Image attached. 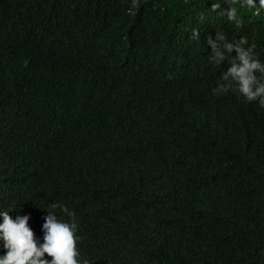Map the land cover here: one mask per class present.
<instances>
[{
  "label": "trees",
  "instance_id": "obj_1",
  "mask_svg": "<svg viewBox=\"0 0 264 264\" xmlns=\"http://www.w3.org/2000/svg\"><path fill=\"white\" fill-rule=\"evenodd\" d=\"M209 38L264 62V2L0 0V210L88 264H264V107Z\"/></svg>",
  "mask_w": 264,
  "mask_h": 264
},
{
  "label": "clouds",
  "instance_id": "obj_2",
  "mask_svg": "<svg viewBox=\"0 0 264 264\" xmlns=\"http://www.w3.org/2000/svg\"><path fill=\"white\" fill-rule=\"evenodd\" d=\"M264 2V0H261ZM253 0H249L251 5ZM194 38H198L194 34ZM223 35H217L216 41H225ZM208 43L215 52V62H222L226 56L235 51L231 59L232 66L224 74V80L229 86L234 85L239 95L247 101H258L264 107V81L257 77V73L264 74V62L255 59L250 49L238 43L221 44L209 38ZM223 47V51L221 48ZM31 216L17 214L13 217L10 212L0 210V264H88L86 260L78 259L76 226L57 218L49 212L44 216L42 225L43 236L38 237L29 226ZM45 254L51 259H46Z\"/></svg>",
  "mask_w": 264,
  "mask_h": 264
}]
</instances>
